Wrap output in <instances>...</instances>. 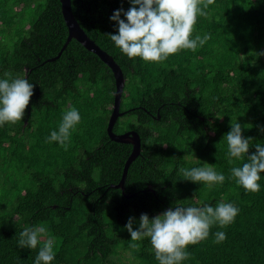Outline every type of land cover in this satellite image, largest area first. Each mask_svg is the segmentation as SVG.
<instances>
[{"label":"trees","instance_id":"16d2710c","mask_svg":"<svg viewBox=\"0 0 264 264\" xmlns=\"http://www.w3.org/2000/svg\"><path fill=\"white\" fill-rule=\"evenodd\" d=\"M130 7V0H72L82 28L125 75L114 131L136 130L142 152L123 191L112 184L122 178L132 145L107 133L113 71L76 39L54 59L69 35L60 0H0V79L7 72L35 86L24 118L0 126V264H35L49 238L51 264H159L150 238L131 240L129 218L137 230L141 214L151 219L177 206L220 202L239 209L234 222L213 225L206 240L187 247L191 256L181 264H264V173L259 192H246L231 169L247 157L229 163L226 140L239 122L252 138L249 154L264 146V0H215L190 37L211 39L159 63L129 59L110 39L118 34L110 17ZM72 108L81 121L65 150L48 137ZM205 162L224 175L222 184L183 179L181 169ZM40 227L37 248H20L19 234ZM217 232L226 233L219 244Z\"/></svg>","mask_w":264,"mask_h":264},{"label":"clouds","instance_id":"9594fccd","mask_svg":"<svg viewBox=\"0 0 264 264\" xmlns=\"http://www.w3.org/2000/svg\"><path fill=\"white\" fill-rule=\"evenodd\" d=\"M132 7L126 12L116 10L110 20L118 24V34H109L115 46L129 59L136 57L145 62H163L169 56L177 54L181 49L195 51L203 46L211 36L206 34L201 38L191 39L193 26L197 17L207 16L205 9L215 3V0H130ZM138 6V7H137ZM123 13L126 19H121ZM258 55H264V52ZM6 79H0V126L6 122L15 124L25 115L30 98L34 95V84L26 78H12L11 73H5ZM81 121L77 109L68 110L62 118L58 131H52L48 142H58L67 150V142L72 130ZM264 132V128L260 129ZM229 163L243 160L242 166L233 167L231 176L246 192L257 193L260 190L258 181L264 173V146L255 145V152L249 154L251 137L243 136L239 122L231 123V130L226 134ZM184 180L193 183L204 182L209 188L225 180L223 174L217 173L212 166L204 163L203 167L181 169ZM239 209L231 203L220 202L216 207L204 204L201 207L169 208L162 214L149 218L141 214L139 227L133 230L134 217H130L125 225L131 240L150 238L155 258L159 264H181L190 258L187 251L189 245H196L206 240L210 228L218 224L221 228L234 222ZM45 229L25 228L20 234V248L36 249L40 243L39 236ZM214 243L226 239V233L217 232ZM136 248V244L131 245ZM55 258L53 240L47 239L40 247L35 258V264H51Z\"/></svg>","mask_w":264,"mask_h":264},{"label":"water","instance_id":"95a60500","mask_svg":"<svg viewBox=\"0 0 264 264\" xmlns=\"http://www.w3.org/2000/svg\"><path fill=\"white\" fill-rule=\"evenodd\" d=\"M62 4V13L64 16V20L66 22L69 35L67 38L66 43L64 44L63 48L60 50L59 54L54 58L57 59L61 56L64 49L67 47L69 42L72 39L78 40L81 44H83L86 49L95 53L105 62L113 71L114 78H115V97L113 102V107L111 113L109 115V120L107 124V133L111 140L118 142V143H127L132 145V150L125 161L122 178L118 183H113L112 186L115 188H121L124 191L125 188V181L128 174V169L133 162L142 152V142L139 133L134 130L130 129L129 131L123 133H117L114 131V127L123 112L120 111L121 107V100L124 90L125 84V75L121 66L116 62L114 57L110 55L106 50H104L101 46H99L82 28L80 23L78 22L73 9H72V0H60ZM133 194L126 195V197H132Z\"/></svg>","mask_w":264,"mask_h":264},{"label":"flooded vegetation","instance_id":"af4514ba","mask_svg":"<svg viewBox=\"0 0 264 264\" xmlns=\"http://www.w3.org/2000/svg\"><path fill=\"white\" fill-rule=\"evenodd\" d=\"M130 130V129H129ZM129 130H126V131H129ZM126 131H123V132H126ZM123 132H121V133H123Z\"/></svg>","mask_w":264,"mask_h":264},{"label":"rangeland","instance_id":"374dc122","mask_svg":"<svg viewBox=\"0 0 264 264\" xmlns=\"http://www.w3.org/2000/svg\"><path fill=\"white\" fill-rule=\"evenodd\" d=\"M126 256L128 255V253L125 254Z\"/></svg>","mask_w":264,"mask_h":264}]
</instances>
